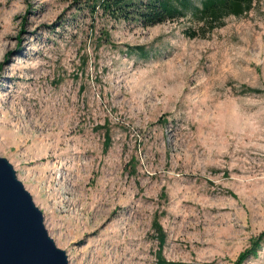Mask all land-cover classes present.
Segmentation results:
<instances>
[{"label": "rangeland", "instance_id": "1", "mask_svg": "<svg viewBox=\"0 0 264 264\" xmlns=\"http://www.w3.org/2000/svg\"><path fill=\"white\" fill-rule=\"evenodd\" d=\"M77 6L0 0V158L68 264H160L155 218L166 263L235 264L264 232V0L194 39Z\"/></svg>", "mask_w": 264, "mask_h": 264}, {"label": "trees", "instance_id": "2", "mask_svg": "<svg viewBox=\"0 0 264 264\" xmlns=\"http://www.w3.org/2000/svg\"><path fill=\"white\" fill-rule=\"evenodd\" d=\"M253 3L254 0H201L199 5L195 6L190 0H75L78 10H87L90 16L100 11L101 15L110 21L135 22L144 28L162 24L167 20L179 19L189 13L197 23L196 28L186 30L185 34L189 39L204 35L202 33L206 30L212 32L215 28L221 27L224 20L230 16L241 17L252 9ZM102 35L107 41L108 32L105 31ZM136 50L140 53L144 52L142 47H137ZM246 91L259 93V90L246 89ZM108 143L109 138L106 140V144ZM153 228L159 244L158 262L168 264L160 256L165 235L156 218ZM263 240L264 232L238 256L235 264H243L250 257H254Z\"/></svg>", "mask_w": 264, "mask_h": 264}, {"label": "water", "instance_id": "3", "mask_svg": "<svg viewBox=\"0 0 264 264\" xmlns=\"http://www.w3.org/2000/svg\"><path fill=\"white\" fill-rule=\"evenodd\" d=\"M43 221L12 165L0 158V264H68Z\"/></svg>", "mask_w": 264, "mask_h": 264}]
</instances>
